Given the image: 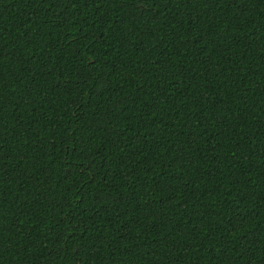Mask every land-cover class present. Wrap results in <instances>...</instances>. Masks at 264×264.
Masks as SVG:
<instances>
[{
	"label": "trees",
	"instance_id": "16d2710c",
	"mask_svg": "<svg viewBox=\"0 0 264 264\" xmlns=\"http://www.w3.org/2000/svg\"><path fill=\"white\" fill-rule=\"evenodd\" d=\"M0 264H264V0H0Z\"/></svg>",
	"mask_w": 264,
	"mask_h": 264
}]
</instances>
